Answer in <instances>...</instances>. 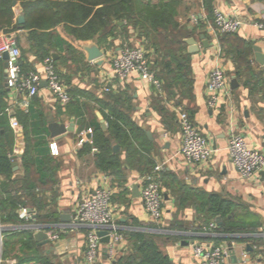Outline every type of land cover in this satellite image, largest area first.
<instances>
[{"label": "crops", "instance_id": "1", "mask_svg": "<svg viewBox=\"0 0 264 264\" xmlns=\"http://www.w3.org/2000/svg\"><path fill=\"white\" fill-rule=\"evenodd\" d=\"M209 2L211 10L205 0H183L179 8L180 25L174 33L184 43L181 45L191 59L187 82L179 84L172 95L166 89L161 96L154 86L136 73L123 82L113 77L112 61L124 44L143 45L156 75L165 74L162 65L156 66L155 63L161 57L154 53L148 40L134 27L118 29L115 36H109L100 43L90 42L96 43L103 52V56L95 60H90L84 49V45L90 43L79 44L60 32L59 46L52 50L51 57L72 95L66 106L58 101L47 85L42 84L39 93L31 98L17 88L9 87L5 59H0V92H5L1 99L6 103L8 116L5 124L9 127L7 135H1L0 139L12 144L9 156L15 182L10 187L13 193L18 191L27 203L24 207L32 210L30 215L24 216L25 223L3 226L2 231L25 229L34 234L37 230L33 228L35 224L52 226L46 229L49 238L50 232L59 233V238H50L48 244H39L35 239L38 251L53 264H90L86 260L88 227L75 226L73 219L84 195L106 188L113 192L112 207L118 231L124 238L116 245L114 253L110 252V243L101 241L95 264H115L116 259L129 248L128 232L133 230L159 234L156 241L171 257L173 264H197L192 253L193 241L226 246L231 242L235 245L239 264H264V176L242 178L228 150L230 136L236 132L245 137L250 147L264 154V65L257 61L254 49L260 46L264 53V30L259 27V24H264V0ZM215 9L240 17L243 20L240 31L220 34L214 22ZM16 13L18 16L22 14L19 5ZM123 25L124 22H119L120 27ZM190 38L195 39V45L200 47L196 53L189 51L187 39ZM166 43L168 45L169 41ZM219 48L220 54L217 52ZM29 58L35 69H41L42 62L35 55L30 54ZM216 65L226 72L232 100L213 109L207 104V83ZM235 77L238 87L233 88ZM106 86L111 87L110 94L115 100L105 95ZM111 109L123 111L143 130L152 143L147 146L154 168L158 164L164 165L161 171L164 191L162 228L157 229L152 223L141 197L140 179L153 170L142 174L137 169L125 168L124 173L117 176L97 165L93 150L81 153L83 146L78 144L80 133L88 129L93 120L102 125V120H105L103 112L108 113ZM178 110L186 111L194 125L207 134L214 149L207 163H190L181 154ZM14 119L20 124L19 128L13 127ZM53 122L73 130L53 136L50 129ZM106 124L108 128L107 121ZM4 131L2 129V133ZM53 141L58 143V155L51 153L50 143ZM119 147L118 152L125 161L126 153ZM14 162L18 163L17 169H14ZM6 180L7 176L0 174V183ZM134 185L140 188L138 197L134 196ZM181 187L226 195L242 205L240 214L248 223H257L259 227L254 232L234 234L208 229L210 225L204 226L200 232L192 230L193 225H198L195 222L196 210L193 207L179 208L177 193ZM22 208L19 209L20 214ZM63 215L72 219L64 221ZM213 235L227 239H210ZM248 245L251 246L249 250ZM25 251L17 244L5 260L1 257L0 264H20L19 256H23ZM231 259L229 254L230 262ZM22 264L42 263L32 260Z\"/></svg>", "mask_w": 264, "mask_h": 264}, {"label": "trees", "instance_id": "2", "mask_svg": "<svg viewBox=\"0 0 264 264\" xmlns=\"http://www.w3.org/2000/svg\"><path fill=\"white\" fill-rule=\"evenodd\" d=\"M14 1L0 0V32L6 28L27 31L28 47L21 49L19 61L24 73L35 70L29 58L30 54L35 55L41 62L45 57L52 56V50L59 46L60 32L79 44L94 41L100 43L109 36H115L118 29L134 27L148 40L154 53L161 57L162 63L160 64L159 58L155 63L156 66L162 65L165 72L164 76L158 74L164 83V89L172 95L179 84L187 82L191 55L186 53V48L182 46L184 43L174 33L180 25L178 15L183 0H16V4ZM205 1L211 10L209 0ZM18 5L25 16V22L22 24L14 22ZM119 22H124V25L120 27ZM167 40L168 45L164 44ZM18 44L20 45L19 41ZM110 93L105 95L109 96L108 99L115 100ZM1 94L4 95L5 92H0V136H5L9 132V127L5 124L8 113ZM103 116L108 122V128L103 129L99 121L93 120L89 126L94 131L93 145L85 143L81 153L92 152L93 147H96L98 151L94 154L97 165L117 176H121L125 168L137 169L142 174L153 170L154 160L149 155L148 148L152 143L143 130L119 109L103 112ZM2 129L5 130L4 133ZM115 145L121 146L126 153L125 161L122 160L120 152H114ZM28 151L27 148L26 155ZM10 152L12 144L0 139V174L7 176V180L0 183L2 226L25 223L19 209L27 206L18 191L13 193L10 187V184L15 182L12 179ZM177 199L180 209L193 207L196 210L195 222H198V225H193L191 229L194 231L200 232L211 222L217 223L218 218L221 224L217 225L216 232L219 233H248L256 231L259 227L257 223H248L241 216L242 205L222 193L181 187ZM1 234L2 259L5 260L16 245L20 244L22 251L28 250L23 256H19L20 264L32 260L53 264L46 255L38 251V242L33 231L8 229L3 230ZM158 235L143 230L129 231V248L116 259L115 264H173L171 257L157 243ZM209 238L218 241L225 240L226 237Z\"/></svg>", "mask_w": 264, "mask_h": 264}, {"label": "built area", "instance_id": "3", "mask_svg": "<svg viewBox=\"0 0 264 264\" xmlns=\"http://www.w3.org/2000/svg\"><path fill=\"white\" fill-rule=\"evenodd\" d=\"M214 22L220 34L237 33L240 31L243 20L237 15L228 14L220 9L214 10ZM264 30V24H259ZM221 48L217 50L220 54ZM9 53L7 83L9 87H15L33 97L39 93L42 83L46 81L48 88L63 105H68L72 100L69 87L63 81L62 76L51 56H47L41 63V69H35L28 73L22 72L20 65L21 48L17 38L12 33L0 32V59L4 54ZM113 77L123 82L132 73H136L141 79L154 86L158 93L163 96L165 89L163 82L151 66L148 52L143 45L124 44L113 58ZM208 98L207 104L215 109L222 103L232 100V94L228 84L225 70L216 65L208 77ZM106 93L111 91L110 86L104 88ZM25 104V103H24ZM178 122L181 129L182 147L181 154L190 163H207L214 149L210 146L207 134L196 127L189 114L184 110H178ZM14 128H19L17 120L12 122ZM93 128L80 133L79 146L85 143L93 144ZM51 153L58 155L60 149L58 143H50ZM228 150L233 164L244 179H252L261 175L264 171V154L253 147H250L242 134L233 132L228 143ZM93 151L98 149L93 147ZM164 165L158 164L153 171L140 179L141 197L149 217L158 228L163 227L164 219V191L162 188L161 171ZM113 192L110 189L98 188L94 192L84 195L75 211L73 223L75 226H86L87 251L86 260L95 264L102 237L98 230H107L110 237V252L114 253L116 245L123 240L124 236L118 231L116 213L112 207ZM30 215L27 208L21 209V216ZM216 223H211L208 229H215ZM206 229V227L204 228ZM207 230V229H206ZM59 233H51L50 238H59ZM214 236V235H213ZM2 236H0V242ZM192 253L197 259V264H231L229 260L228 245L215 242L193 241L191 244Z\"/></svg>", "mask_w": 264, "mask_h": 264}, {"label": "water", "instance_id": "4", "mask_svg": "<svg viewBox=\"0 0 264 264\" xmlns=\"http://www.w3.org/2000/svg\"><path fill=\"white\" fill-rule=\"evenodd\" d=\"M17 1L15 0L14 1V4H16ZM19 23H24L25 22V16L24 14H21L19 16V19H18ZM187 43L190 45L189 47V51L191 53H196L200 50V47L199 46H196V40L193 39V38H190V39H187ZM204 45H206V42L203 43ZM84 49L88 52L89 54V59L90 60H95V59H98L99 57L103 56V52L101 51V49L98 47V45L96 43H90V44H87V45H84ZM255 51H256V59L259 63L263 64L264 65V53L262 51V48L260 46H255L254 47ZM53 56H55V54L53 53ZM4 59H5V66H6V76L8 74V59H9V53L6 52L4 54ZM43 86H46L47 83L46 81H44L43 83ZM232 87L233 88H236L238 87V80L237 78L235 77L233 80H232ZM102 127L104 129H107V124H106V121L103 119L102 120ZM50 129H51V132H52V135L53 136H58L66 131H72L73 128L72 127H69V128H66V127H60L58 124H56L55 122H53L50 126ZM120 149L119 145H115L114 146V152H118ZM16 158V156L14 157ZM14 165V169H17L18 168V163L17 162H14L13 163ZM261 175L264 176V171L261 172ZM133 193H134V196H140V188L138 185H134L133 188ZM28 212L31 213L32 210L31 209H28ZM62 219L64 221H69L70 219L72 218H66L64 215L62 216ZM67 219V220H66ZM217 222L218 224L220 225L221 224V220L220 218L217 219ZM52 227V226H51ZM50 226H42L40 224H35L33 225V228L34 229H37L34 233V237L35 239L39 242V244H48L50 242V238H49V233L48 231H46V229H50L51 228ZM2 231V228H0V232ZM98 233L99 235L102 237V241L103 242H107L109 243L110 242V237L107 235L108 234V231L107 230H102V229H99L98 230ZM234 247L235 245L231 242H229L228 244V248H229V254L231 256V262L232 264H239V259L236 257L235 255V250H234ZM247 249H251V246L248 245L247 246Z\"/></svg>", "mask_w": 264, "mask_h": 264}, {"label": "rangeland", "instance_id": "5", "mask_svg": "<svg viewBox=\"0 0 264 264\" xmlns=\"http://www.w3.org/2000/svg\"><path fill=\"white\" fill-rule=\"evenodd\" d=\"M18 11V10H17ZM19 15V14H18ZM17 15V13H16V18H15V20H14V22H16V21H18V19H19V16ZM19 22V21H18ZM7 29V28H6ZM6 29H4V30H2V31H9L10 33H12L13 35H15L16 37H17V39H18V41H19V43H20V46H21V49L23 48V47H28V43H27V40H26V33H27V31H25V30H6ZM164 42V41H163ZM162 42V43H163ZM1 227H3L1 224H0V228ZM2 232H0V236H2V234H1ZM1 255H2V253H0V259H1Z\"/></svg>", "mask_w": 264, "mask_h": 264}]
</instances>
